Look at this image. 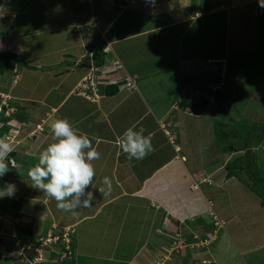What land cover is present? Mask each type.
Returning a JSON list of instances; mask_svg holds the SVG:
<instances>
[{
    "label": "crops",
    "instance_id": "crops-1",
    "mask_svg": "<svg viewBox=\"0 0 264 264\" xmlns=\"http://www.w3.org/2000/svg\"><path fill=\"white\" fill-rule=\"evenodd\" d=\"M90 4L95 21H87L85 18L88 24L79 25V29L82 27L79 43L69 46L82 49L77 54L78 58H73L76 69H63V82L48 86L49 92L59 91L60 95L65 92L67 94L62 98H59V95L48 100V91L41 97L28 95L32 88L28 92L25 91L26 97L16 93L19 92V89L15 88L19 83L17 79L32 77L40 71L37 69L39 64L34 66L27 63L31 65V69H23L19 73L20 63L14 62L5 74H0V85L4 87L2 91L12 97L10 100L16 108L17 123L11 126L18 132L15 137L20 138L19 140L23 141L26 137L39 134L44 136L40 141L42 144H50L53 142L51 123L56 119L66 118L78 134H87L100 152V159L92 162L96 173L92 187L102 186L103 177L108 176L112 181V191L104 197L95 189H90L95 192L96 198L92 206L87 208V213L79 216L80 219L77 220L90 223L82 232L75 233L80 249L87 245L86 251L92 252L89 257L97 259L89 263L115 261L117 264H151L146 244L152 241V237L154 240L159 239L156 244L165 241V248L177 243V240L183 237V225L200 215L201 211L197 205L199 196L195 192H200L202 186L206 189L202 187L204 191L200 192L201 194L205 195V191L211 194L213 190L219 192L213 185L218 178L202 171L203 167L200 170V164L196 163L199 145L200 148L207 147L208 142L212 141L211 136L205 138L204 135L212 134L215 128L209 111V103L214 102L212 88L223 86L221 75L231 71V67L238 69L242 74L245 70L251 72L252 68L247 69L244 64L247 63L248 50L254 55L262 53L264 7L260 6L259 0H90ZM201 33L208 35L205 40H199ZM176 36H179V39L184 38V42H177ZM3 37L9 38L6 35ZM252 37L256 41L245 46V40L250 41ZM149 38L156 40L147 44L145 39ZM203 46H209L210 54L205 52L203 57H200V54L195 55L194 50ZM113 49L120 53L113 54ZM29 53L33 55L32 51ZM35 53L36 56L39 55L38 50ZM145 53L149 54L148 63L142 58ZM41 55L47 57L48 52ZM74 55L71 53V56ZM29 58L31 60L32 56ZM100 61L110 65L107 69H102L101 66L103 75L97 70L100 65L97 63ZM58 62L60 64L61 60ZM25 63L22 64L27 65ZM116 63L120 66L115 67ZM55 65L58 63L51 64L47 61L41 67L50 68ZM213 67H217L215 71ZM261 70L255 67L253 72L255 75L261 74ZM9 76L13 77L12 85L7 81ZM41 76L45 80H52L54 73ZM102 76L108 80L103 83L98 80L94 94L92 87L87 85H90V82L96 84L97 77ZM126 77L134 79V87L127 86ZM110 83L119 87L118 92L113 95H107L105 92L106 85ZM78 88L82 90H77ZM72 97L73 104L60 115L59 107L66 99ZM24 101H30L31 104ZM36 114L41 121L38 122V118L33 119L35 124L31 123L30 132L20 137L24 131L23 123L28 125L24 121L31 120ZM143 118H148L145 123L141 121ZM18 122L21 124L18 125ZM44 124L49 125V129L37 134L39 130L36 126L41 128ZM133 126L134 130L144 128L145 136L151 134L154 151L149 156L153 155V163L143 159L129 161L116 145V138ZM170 147L175 152L174 156L168 152ZM156 153L159 155H154ZM171 165L173 166L170 169ZM214 171L218 175L221 174L220 177L223 176L222 167L221 172L217 169ZM199 174L210 180V183L201 182V185H205L199 184L198 188H194L193 185L199 182ZM225 179L227 185H221L218 189L225 191L226 186L240 183L235 176ZM238 186H242L245 195L250 194L243 183ZM207 198L208 201L211 200ZM81 199H84L83 196ZM36 202L31 207L30 215H36L38 218L33 221L40 220L39 223H42L47 221L44 219L48 216H52V220L47 221L51 222L49 228L55 226L52 221L56 223V219L57 223H60V226H57L63 229H70L77 223L72 224L73 226L62 223L61 216L60 219L55 218L52 211L43 208L41 200ZM183 202L180 208L190 214L186 220L171 207L175 203ZM186 202L193 206L191 213L185 209ZM23 206L24 204L21 208ZM174 207L179 208L176 205ZM235 210L234 207L233 212ZM132 215L136 218H131ZM132 221L141 222L140 225H134L130 223ZM215 221L220 223L222 229L227 225L225 220L220 218ZM126 227L127 234L131 231L129 228L133 229L135 240L120 239V232L127 229ZM144 231L145 235L142 234ZM167 234L174 240H166ZM208 238L204 241L211 244L213 241ZM182 241L180 240V243ZM154 247L160 249L164 245ZM104 251L108 253L106 257ZM160 252L154 254L156 259H159L158 264L162 263L159 257L162 251ZM209 254L206 259L208 264H218L215 247L210 248ZM83 255L80 250V256L77 258L88 259ZM174 256L181 257L179 254ZM82 261L80 259V262Z\"/></svg>",
    "mask_w": 264,
    "mask_h": 264
},
{
    "label": "rangeland",
    "instance_id": "rangeland-1",
    "mask_svg": "<svg viewBox=\"0 0 264 264\" xmlns=\"http://www.w3.org/2000/svg\"><path fill=\"white\" fill-rule=\"evenodd\" d=\"M93 16L90 0H0V50H9L20 54L23 63L26 62L34 66L39 64L37 69L40 71L34 73L32 77L24 80L17 79L19 83L15 88L19 89V92H16L19 96L22 94L23 97H26L28 94L41 97L46 91L49 92L48 89L50 87L48 86L63 82L62 78L65 74L63 69L70 68L71 71L76 69L77 66L74 65L73 58H78L77 54L82 49H74L69 46L70 44L79 43V33L82 31V27L79 29V25L88 24L85 22V18L87 21L94 22ZM2 32H5V35L9 38L4 39ZM207 36L201 33L199 40L201 38L205 40ZM183 39H179V36H176L177 42L183 43ZM145 40L148 44L156 39L149 38ZM255 41L256 39L252 37L250 41L246 39L244 44L247 46L250 42L254 43ZM261 45L263 48L261 49L262 53L258 52L259 50L256 55L250 50L247 52V63L244 65L247 69L252 68L251 72L245 70L242 74L238 69L234 70L229 67L231 71L229 70L227 74L221 75L223 86L218 87V89L216 87L212 88V101L214 102L209 103V111H211L213 127L215 128L212 134L204 135L205 138L211 136L212 141L208 142L207 147L202 146L200 148L201 146L199 145L196 163L200 164V170L203 167L202 171L209 173V175L214 174V177L218 178V181L213 182V185L219 192L213 190L210 194L205 191V195L211 199L208 201V198L200 193L204 191L202 188L204 186L202 185L205 184L201 185L200 183H210V180L202 177L201 174L198 175L197 180L199 182L194 183L195 185L193 186L194 188H198L199 184L202 186L200 192H195L199 196L197 205L201 211L199 212L200 215L190 223L183 225V237L181 236L177 240L178 244L172 243L174 247L170 245L165 248V241L156 244L155 242L159 239L154 240L152 237V241L146 244L151 264L159 263V259H156L154 254L160 251H162L159 256L161 264H208L209 262L206 259L210 255V248L214 249V247L218 264H264V201L257 197L253 191H249L250 189L245 183L246 180L251 182L248 168H245L249 164L252 166V171H257L260 176L264 177V42ZM37 50L39 55L36 56L35 52ZM27 51H32L33 55ZM194 51L195 55L200 54V57H203L205 52L210 54L209 46H203ZM43 52H48L47 57H42L41 54ZM71 53L75 54L74 57L71 56ZM119 53L116 49H113V54ZM29 56H32L31 60ZM147 56H149L148 53L142 58L148 63ZM59 60H61L60 64ZM47 61L51 64L54 62L58 63V65L50 68L41 67ZM83 61L86 63V59ZM19 63V73L23 69H31V65ZM255 67L258 70L259 68L262 69V73H256L255 75V72H253ZM106 68H108V65ZM216 68L213 67L214 71ZM46 73H54L53 79L45 80L41 74ZM36 74L37 76H35ZM98 80L104 81L105 78ZM7 81L12 85L13 77L9 76ZM0 84H2V78H0ZM3 88V85H0V104H3L5 100L12 99L9 94L8 96L5 91H2ZM30 88H32V92L26 94ZM83 89L86 90V88ZM77 90H82V88ZM64 94L60 95L59 91H50L48 100L55 99L59 95L61 96L59 98H62ZM64 102L59 107L60 115L73 104L74 97L68 98ZM24 103L31 104L30 101H24ZM5 107L2 112H4ZM13 111V108L12 110L9 109L7 114H12ZM7 114L5 117L0 115V139H6L12 144L13 149L17 150L15 154L18 167L10 168L9 172L0 178V190L6 186V183L14 184L16 189L13 196L0 197V264H91L89 263L90 261H97V259L89 257L92 252L86 251L87 245L80 249L77 238H75L76 231L78 233L82 232L90 223L85 220L77 221L80 219L79 216L87 213V208L78 209L75 214L58 210L56 201L33 188L27 176V170L38 161L40 152L48 145L46 142L43 144L40 142L44 136L38 133H41L44 129L48 130L49 125L44 124L41 128L36 126L39 130L37 132L38 135H31L30 138L26 137L22 141L19 140L20 138L15 137L18 132L14 131V126H11V124L17 123L16 113L8 118ZM39 115L36 114L31 120L24 121L28 123V125L23 123L25 132L29 131V128L35 124V121H32L33 119L38 118V122L41 121L39 120ZM11 118L15 119L12 120ZM143 119L141 121L145 123L148 118ZM102 120L104 121V118ZM19 124L21 123L18 122ZM13 134L14 136H11ZM20 136L22 137V135ZM20 148L23 150H20ZM168 152L173 156L175 154L171 147ZM149 155L143 160L153 163L154 157ZM154 155L159 154L156 153ZM188 157L191 160V156L188 155ZM172 166H170V169ZM234 166L243 167L241 169L237 168L235 170L237 174L232 176H235L240 181V183L236 182L238 185L243 183L248 188V192H250L248 196L242 192V186L239 187L237 184L226 186L227 189L225 191L222 188L221 190L218 189L221 185H227V179L225 178L231 177L228 175L229 168ZM254 166L258 170L253 169ZM221 167L223 171L222 177H220L221 174L218 175L214 171L216 169L220 171ZM15 177L17 179H14ZM225 181L226 183H224ZM190 197H192L191 193ZM38 199L42 201L41 205L43 208L53 212L55 218L60 219L61 216L62 223L66 225H72L77 222L75 226L72 225L73 227L70 229L59 228L60 223H57L58 220L55 219L56 223L52 221L55 226L53 225L51 226L52 228H49L51 222L47 221H51L52 216H48V218L44 219L47 221L42 223H39L40 220L33 221V219L35 220L38 217L30 215L31 207L37 203ZM23 204L24 206L21 208ZM181 204H184V202L175 203L171 207H173V211H178L179 216H184V220H186L187 215L190 214L180 208ZM38 205L40 204L38 203ZM175 205L179 206V208L174 207ZM186 207L185 209L191 213L193 206L191 207L186 202ZM234 207L236 208L235 212H233ZM130 217L136 218L133 215ZM218 218L225 220V225L227 224L225 228L222 229L220 223H216L215 220ZM140 222L132 221L130 223L140 225ZM126 228L120 232V239H125L123 241H129L128 239L135 240L133 229L129 228L131 230V235H129L130 232L127 234L128 227ZM142 234L145 235L146 232L144 231ZM142 234L141 236H143ZM207 237L212 239L211 241L213 242L211 244H207L204 241ZM165 238L170 242L174 240L168 234ZM180 240L182 241L181 243ZM192 241H194L193 244H191ZM154 245H164V247L158 249ZM67 249L71 251H69V254H67ZM120 249L122 248L120 247ZM80 250L84 254L83 257L88 258L86 260L80 258L83 260L82 262L77 258L80 256ZM104 254L106 257L108 253L104 251ZM174 254H179L181 257L175 258ZM165 255L166 257L164 258ZM101 264L117 263L111 261Z\"/></svg>",
    "mask_w": 264,
    "mask_h": 264
},
{
    "label": "clouds",
    "instance_id": "clouds-1",
    "mask_svg": "<svg viewBox=\"0 0 264 264\" xmlns=\"http://www.w3.org/2000/svg\"><path fill=\"white\" fill-rule=\"evenodd\" d=\"M259 3L261 7H264V0H259ZM114 65L115 67L116 65L120 66L119 63ZM101 66L102 69H107V65L104 62L97 67L100 75H103ZM102 77H97L96 84L90 82V85H87V87H92L94 94L97 91L98 79ZM127 78L129 77H126V81ZM84 87L86 86L84 85ZM87 96L89 97V95ZM0 106H2L0 115L3 117L12 108L14 111L12 114H7V118L16 113V108L10 99L5 100ZM4 106L6 107L2 112ZM134 127L127 128L115 140L116 145L129 161L133 159L142 160L154 151L151 134L145 136L144 128L134 130ZM50 131L53 142L40 152L38 161L27 170L31 186L41 191L48 198L55 200L58 210L73 214L78 209L92 206L96 197L95 192L90 189H95L104 197L110 195L112 181L108 176L103 177L102 186L92 187L96 175L92 162L100 159L101 154L88 135L78 134L66 118L54 120L50 125ZM13 150L10 142L6 139H0V178L9 172L10 165L13 168L16 167L15 161L8 159ZM15 190L14 184L6 183V186L0 190L2 193L0 197H11L15 194ZM82 196L84 199H81Z\"/></svg>",
    "mask_w": 264,
    "mask_h": 264
},
{
    "label": "trees",
    "instance_id": "trees-1",
    "mask_svg": "<svg viewBox=\"0 0 264 264\" xmlns=\"http://www.w3.org/2000/svg\"><path fill=\"white\" fill-rule=\"evenodd\" d=\"M2 36H5V32H2ZM14 62H18V63L21 62V63H23L22 60H21V55L20 54L15 53L14 51H9V50H4L3 51V50H0V74L1 75L5 74L8 71V69L10 68L11 64H13ZM103 63H104V61L103 62L100 61V63H97V64L98 65L99 64L101 65ZM25 64H27V63H25ZM118 90H119V87H118L117 84H109V85H106V87H105V92H106L107 95H113V94L117 93ZM24 129L25 128H23V130ZM253 129H254V127H253ZM30 130H31V128H29V131L27 130V132H25V130H24L21 135L22 136L26 135V133H29ZM15 153H17V150L16 149L13 150L10 153L9 160L14 159L15 162L17 161L16 160L17 158H16V154ZM17 163L18 162H16V167L18 166ZM10 168H12L11 165H10ZM237 168H240L241 169L243 167H240V166L239 167H235L234 166L232 168H229L228 175L229 176H232V175L237 174L235 172V170ZM245 168H248V171H249V179L251 181V182H249V181L246 180L245 181L246 185L249 187L250 191H253V193H255V195L257 197L261 198L264 201V177L260 176L257 173V171H254V170L252 171V169H251L252 166L250 164L248 166H246ZM253 169L258 170L256 166H254ZM70 249H71V247H70ZM70 249H67L66 250L67 251V254H69Z\"/></svg>",
    "mask_w": 264,
    "mask_h": 264
},
{
    "label": "built area",
    "instance_id": "built-area-1",
    "mask_svg": "<svg viewBox=\"0 0 264 264\" xmlns=\"http://www.w3.org/2000/svg\"><path fill=\"white\" fill-rule=\"evenodd\" d=\"M134 84H135V81L133 78H131V77L127 78V86L134 87ZM1 109H2V106H0V110ZM11 160H14V159H11ZM15 165H16V162H15ZM65 236H67V235H65Z\"/></svg>",
    "mask_w": 264,
    "mask_h": 264
}]
</instances>
